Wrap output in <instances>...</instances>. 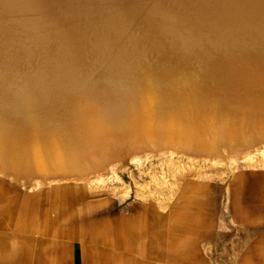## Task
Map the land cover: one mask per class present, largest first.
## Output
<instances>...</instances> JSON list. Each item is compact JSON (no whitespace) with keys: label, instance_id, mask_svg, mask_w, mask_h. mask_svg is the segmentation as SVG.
<instances>
[{"label":"bare ground","instance_id":"obj_1","mask_svg":"<svg viewBox=\"0 0 264 264\" xmlns=\"http://www.w3.org/2000/svg\"><path fill=\"white\" fill-rule=\"evenodd\" d=\"M139 1L0 0V247L5 230L24 241L36 234L38 199L20 201L15 185H62L58 223L76 200L68 188L114 172L128 142L132 156L170 149L230 168L264 148V48L252 49L264 42V0H172L168 8L144 0L145 11ZM99 21L109 39L88 35ZM181 25L182 37L206 47L205 58L189 46L150 45L157 28ZM131 35L148 46L117 49ZM74 36L96 45L71 49L64 42ZM110 232L105 223L92 242Z\"/></svg>","mask_w":264,"mask_h":264},{"label":"rangeland","instance_id":"obj_2","mask_svg":"<svg viewBox=\"0 0 264 264\" xmlns=\"http://www.w3.org/2000/svg\"><path fill=\"white\" fill-rule=\"evenodd\" d=\"M149 1L151 0H146V4ZM163 1H159L165 4L162 8L166 6L168 8L172 4V0H169L170 3L168 0L164 1L165 3ZM142 2L139 1L138 5L141 4V8L144 6L142 9L145 11L149 5L146 7L145 2ZM151 2L154 3L155 0ZM96 23H89L91 25L88 35L91 38L102 34L107 36L106 39L113 36L107 31L106 25L100 21ZM184 28L182 25L165 30L157 28L158 32L155 33L158 35H152L157 40L150 45L157 47L173 44L171 47L173 51L178 48L187 49L189 46L187 50L192 51L189 55L195 52L196 56L205 58L206 47L195 42L193 45L188 35L182 37ZM40 30L44 32L42 28ZM31 34L34 36V33ZM39 36L47 40L50 35L41 33ZM66 39L64 43L70 45L71 49L84 45L89 53L90 48L96 45L91 43L93 40L85 37L79 39L74 36ZM131 43L142 45L140 48L148 46L131 35L129 38L124 37L122 41L117 39L116 47L119 49ZM104 46L102 44L100 48L104 49ZM256 48H264V42L257 43L252 49ZM168 63L172 72L173 64L171 61ZM131 145L134 146L132 142H128V145L117 149L114 161L121 164L114 172H107L103 180L93 178L90 182L74 185V189L68 188L69 194H73L71 198L74 196L76 200H70L73 208L69 211L68 217L65 216L58 223L54 219L65 211L63 208L65 200L60 197L63 192L62 185L39 189L15 185L16 189L12 188L16 194H20L18 198L20 201L39 200L40 195L44 197L41 203L37 200L34 206L37 212L34 219L37 225L35 232L36 235L39 232L42 234L43 242L47 236L45 227L48 221L52 224L50 231L52 242L58 243V258L62 264H72V261L74 264H162L164 257L157 254L155 249L156 245H160L158 243H161L162 237L159 242H156L155 238L160 235H163V238L168 236L163 225L169 224L170 229L171 226L174 227L172 224H177L175 222L178 213H186L179 214L180 222H190L188 224L190 227L186 226V230L194 229L199 222V214H202V217L208 215L213 224L215 223L212 242L206 240L203 246L199 247L201 249L197 251V255L191 252L193 253L191 261L239 264L244 256L242 254L247 252L251 257L250 261L255 256L264 261V148L254 151L249 159L238 158L230 168L226 166L224 160L205 161L194 158L193 160L170 149L169 151L167 149L168 152L165 150L159 153L146 152L134 155L140 159L133 161ZM223 155L225 157V154ZM4 183L12 185L7 180ZM0 209H3V206ZM105 223L110 225V233L115 236L112 235L106 241L95 244L92 240L96 237V231ZM182 225L181 223L180 226ZM118 227L122 228V231ZM174 231L170 230V239L166 240L170 246L177 248L182 245L179 241L183 239L181 236L183 232L180 230L179 233L177 229ZM69 234L71 239H67ZM5 237L2 238L4 245ZM25 238L24 241L19 236H13L12 239L10 236V251L19 243L25 245L28 243L25 251L33 249L35 244L31 245L29 240H35V234L26 235ZM39 247L44 261L50 250L44 243ZM192 257L196 258L193 260ZM173 262L178 264V261Z\"/></svg>","mask_w":264,"mask_h":264},{"label":"crops","instance_id":"obj_3","mask_svg":"<svg viewBox=\"0 0 264 264\" xmlns=\"http://www.w3.org/2000/svg\"><path fill=\"white\" fill-rule=\"evenodd\" d=\"M3 184L6 188H9V185L7 183H3ZM179 214H186V213H178L177 221L175 222L177 224L174 223L172 224L174 225V227L171 226L170 229L169 224L167 226H165V224L163 225V228H165V230L168 232V236H165L163 238V235L162 236L160 235L159 237H157V239L155 238L156 242H159L158 240L162 237L161 243H158L160 245L155 246L157 254H162L164 257V259H162L163 262L162 264H174L173 261H178L177 262L178 264H208L204 262L191 261V254L194 253V255H197V251L201 249L199 247L203 246L202 244L206 240H210L212 242V238L214 235L213 228L215 226L214 225L215 223L213 224L212 220L210 219L211 217H209L208 215L202 217L201 216L202 214H199L198 217L200 219L198 224L194 226V229L186 230V226L188 228L190 227V225H188L190 224V222L188 223H183L184 221L180 222ZM193 215L197 216V214H193ZM181 223L183 224L182 227L180 226ZM175 229H177V232L179 231V233L180 230H182L181 232H183V235H181L183 239L179 241L180 243H182V245L180 244L177 248H175L174 246H170L169 241L166 240V238L170 239V230L175 232L174 231ZM120 231H122V228L120 229ZM2 234H4V236L6 237H5L4 247H0V264H62L61 260H58L59 259L57 252L58 243L52 242L51 233L50 236L47 234L43 242L41 237L42 234L40 232L37 235L35 234V242H36L35 244L37 247L35 246L33 249H29V251H25V250L21 251L20 253L22 255H20V253H17L18 255H15V253L10 252L9 249L10 239L8 236V232L5 230V232ZM29 242L33 243L34 239H30ZM42 243L46 244L47 248L50 247L49 248L50 253L44 258V261H42L43 256L41 255V250H40L41 247L38 248V246H41ZM185 244L189 245L188 246L189 249L188 247L185 246ZM242 255L244 256L241 258V262H239V264H264V261L261 260L262 258L257 256H255V258L253 257L254 259L250 261L251 257L248 254V252ZM174 256L177 257L174 258ZM195 258L196 257H194L193 260ZM72 264H74L73 261Z\"/></svg>","mask_w":264,"mask_h":264}]
</instances>
